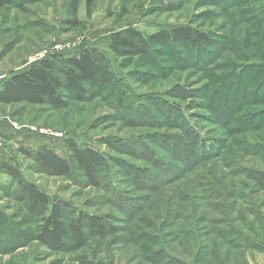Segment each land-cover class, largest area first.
<instances>
[{"label":"rangeland","instance_id":"obj_1","mask_svg":"<svg viewBox=\"0 0 264 264\" xmlns=\"http://www.w3.org/2000/svg\"><path fill=\"white\" fill-rule=\"evenodd\" d=\"M68 2L45 0L30 4L28 0H15L0 9V83L42 58L93 48L98 61L109 66L133 103L131 111L141 112L136 117L138 122L127 123L117 113L115 103L105 97L106 89L102 91L91 84L85 85L79 97L66 93L62 106L0 104V163L14 164L51 199L69 203L72 215L82 209L109 217L110 223V229L102 236L89 232L78 245L67 241L50 246L35 238L31 231L37 225V217L21 200L23 197L16 198L14 187L0 173V217H8L26 233L18 245L3 248L0 244V264H264V250L240 244L244 243L241 237L249 235L264 248V187L250 176L251 172L264 171V125L251 129L219 125L211 111L216 107L210 101L215 86L204 68L194 66L195 59H206L204 52L189 46H158L156 59L151 60L140 55L115 58L107 49L110 34L127 26L151 33L189 24L210 31L217 42L226 43V37L234 34L242 49L252 53V42L264 36V0H96L89 16L82 0L75 26L68 23L72 17ZM167 2L172 10H156L159 3ZM210 62L205 64L210 73L226 71L227 67L215 69ZM217 62L222 64L224 60L217 58ZM180 84L191 91L188 97L171 96L179 92L175 86ZM255 91L253 85L250 103L240 107L235 115L243 118L247 113L263 111L264 92L252 96ZM163 101L174 106V115L182 112L183 120L200 131V145L211 140L213 153L208 159L199 160L187 170L166 169L165 173L164 168L155 166L154 156L144 162L137 147H128L130 142L137 144L147 139L153 155L163 157L167 166L181 163L158 137L183 130L178 129L183 125L180 120L178 127L165 125V111L159 106ZM149 109L151 112L144 113ZM66 138L106 154L116 170L114 178L118 177V184L113 185L126 197L138 200L141 208L136 214L127 215L107 201L109 192L103 185L111 173L103 172L100 183L94 186L81 172L75 171V178L41 171L17 152L20 146L35 149L45 145L67 155ZM110 138L127 151L106 146L104 141ZM122 164L152 166L150 175L157 178L151 181L153 185L168 175L173 178L153 190L136 189L132 185L136 179L125 172ZM176 196L190 199L195 219L188 218L186 210L176 223H171ZM229 227L235 229L229 237L232 241L223 238ZM177 230L180 235L173 237L172 232ZM7 231H0V241ZM157 253L168 261L163 263L166 257L159 259Z\"/></svg>","mask_w":264,"mask_h":264},{"label":"trees","instance_id":"obj_2","mask_svg":"<svg viewBox=\"0 0 264 264\" xmlns=\"http://www.w3.org/2000/svg\"><path fill=\"white\" fill-rule=\"evenodd\" d=\"M28 1L30 4H37L45 0ZM81 1L69 0L68 2L72 16L68 21L70 26L78 24L76 14ZM84 1L86 14L89 16L96 0ZM14 2L15 0H0V9L12 5ZM172 9L170 2H167V5L159 3L156 10L166 12ZM22 11H27V9L22 8ZM124 12L125 10L122 8L121 13L123 14ZM232 35L226 37L227 41L225 43V41H215V37L210 31L200 30L189 24L178 25L171 29H158L151 33H145L135 26H127L110 34L107 49L115 58H128L140 55L151 60L156 59L159 50L158 46L172 45L173 48L189 46L193 50L204 52L206 59H195L194 66L204 68V72L208 73L210 83L212 82L211 84L215 86V91H213L210 100L211 103H216V107L211 109L215 120L223 127L234 124L241 129L260 127L264 125V109L256 114L247 113L243 118L235 114L244 104L250 103L248 98L253 85L256 91L255 93L253 92L252 96L257 93L260 96L264 92V36H260L258 40L252 42L251 53L243 50L238 43V37L236 38L234 34ZM249 42L246 41V43ZM174 52L177 53L175 50ZM217 58H222L224 63L220 64V62H217ZM207 60L211 61L210 63L214 65L215 69L222 68V66L227 67L225 68L226 71L223 73H210L209 66H205ZM258 78H262V80L255 82ZM87 84L97 86L102 91L106 89L105 97L107 99L109 97L111 102L115 103L114 107L124 121L127 123L138 122L136 117H139L141 111L137 109L131 111L133 103L128 100L126 92L121 89L114 72L108 65L98 61L95 49L88 47L78 53H60L42 58L32 63L25 70L11 74L0 83V104L23 102L31 105L48 104L54 107L62 106L66 93L79 97V94L84 91V87ZM175 89L179 90L178 93L171 95L175 98H184V96L188 97L191 94V91L182 87V84L176 85ZM232 92L233 94H231ZM256 101L257 98H255ZM159 106L160 109L165 111V125L178 127V120L181 121V124L183 123L178 128L180 130L183 128L180 133L158 134L159 139L165 142L168 148L170 147L171 154L178 162H181L177 165L178 167L167 166L163 157L153 155L154 149L151 148L152 146H150L147 139L146 142L139 141L137 144L130 142L128 147L130 149L137 147V154L144 162L154 156L155 166L159 169L164 168L165 173L166 169H173L174 172L187 170L192 168L199 160L208 159L213 153L211 140L208 138L210 143L207 142L204 146L200 145V137H202L200 131H196L192 125L190 126L187 120H183L184 114L182 112L180 115H174L176 109L173 108L174 106L169 101H163ZM148 112H151L150 109L144 113ZM155 123L158 124L157 120ZM1 135L2 133L0 132ZM113 140L111 138L106 139L104 144L115 151H127V149H121L116 146ZM64 146L67 149V155H61L45 145L35 149L20 146L17 148V152L24 158L32 160L41 171L58 176L74 175L75 178H77L75 171L81 172L87 181L94 186L100 183V177L103 172H106L105 174L107 175L111 173V176L106 178L105 185H103V189L109 192L107 201L124 211L127 215L136 214L141 208L138 200L126 197L122 190L113 185L118 184V177L114 178V174L117 175V173L103 151L87 144H80L74 138H66ZM196 149L201 154L197 155ZM122 165H124L125 172L130 174V177H133L134 180L136 179L132 183L136 189L149 188L153 190L173 178V176L168 175L163 179V182L153 185L151 181H155L157 178H154V174L150 175L152 166ZM0 173L4 174L7 177V182L14 187L16 198L21 199L23 197L21 200L29 208V211L37 217V225L31 231L36 239L46 242L50 246H60L67 241H72L74 245H78L87 237V233L92 232L94 235L102 236L110 229L109 217L98 216L82 209H78L72 215L69 203L51 199L35 182L28 180L14 164L0 163ZM250 176L256 180L259 186L264 187V171L251 172ZM221 195L223 200H226V196L224 194ZM174 199L175 203L173 206L176 211H173L171 223H176L181 214H185L186 210L189 211L188 218H194L195 209L193 204H190L188 197L179 198V196H176ZM187 203L189 204L187 205ZM4 217H0V231H8L6 237L2 239L3 241H0L2 242L0 243L1 247L18 245L26 237V233L10 221L8 217ZM220 222H223V220ZM219 231L222 232L221 229ZM233 232H235V229L229 227L224 231L223 238L227 239V241H232L229 237H231ZM183 233L186 232L183 230ZM172 234L173 237L180 235L178 230L173 231ZM241 239L244 240V243H240L243 247L264 250L249 235H244ZM177 243L180 242L177 241ZM157 254L159 259L166 257L162 255L163 258L160 253ZM164 261L162 262L166 263L168 258L166 257Z\"/></svg>","mask_w":264,"mask_h":264}]
</instances>
